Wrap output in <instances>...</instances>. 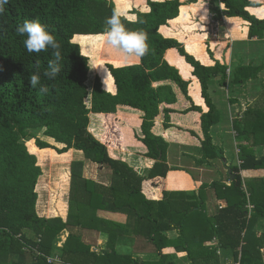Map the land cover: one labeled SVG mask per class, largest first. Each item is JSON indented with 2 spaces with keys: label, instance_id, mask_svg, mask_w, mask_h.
Returning a JSON list of instances; mask_svg holds the SVG:
<instances>
[{
  "label": "trees",
  "instance_id": "obj_1",
  "mask_svg": "<svg viewBox=\"0 0 264 264\" xmlns=\"http://www.w3.org/2000/svg\"><path fill=\"white\" fill-rule=\"evenodd\" d=\"M196 1L146 0L145 9L131 10L142 23L127 19L124 23L130 30L147 33L150 52L138 63L105 64L113 79L114 93L103 87L97 74L89 88V58L74 41L76 35H103L106 18L117 11L112 0H9L4 5L0 13V264H55L48 261L55 257L59 264H177L175 253L166 251L172 249L185 252L190 264H219V247L232 249L233 261L240 249L243 264H263L260 248L264 246V231L258 234L255 228L259 220H264V174L244 180L243 175L264 171V153H257L264 149V85L232 118L238 163H228L218 133L211 132L221 119V111L208 89L212 80L219 77V85L230 90V104L240 105L239 95L233 92L235 86L257 79L264 70V62L238 65L228 74L226 64L214 60L213 64L204 65L178 40L159 32L161 25L178 15L183 3ZM218 3L223 8L212 9L214 18L239 17L248 23V39H264V19L250 12L251 8L262 6V2ZM26 20L45 25L61 45V71L55 79L43 76L54 58L53 50L29 53L24 45L26 37L17 33V27ZM170 48H175L192 67L206 107L204 111L192 102L179 111L199 113L202 136L185 130L198 142L201 157L197 163L212 165L211 160L224 159L234 178L226 173V181L204 182L196 191L163 189L160 197L159 190L156 196L149 190L177 168L167 164L168 142L152 130L155 118L161 113L164 127L172 126L170 113L177 111L171 107L176 102L175 87L190 99L189 81L164 57ZM207 53L212 56L208 47ZM37 71L41 85L33 88L30 75ZM105 80L106 85L109 79ZM41 86H47L48 91L42 93ZM120 105L142 112L136 138L144 147L140 154L153 159L144 174L125 159L109 154V147L122 144L116 118ZM90 114L105 116L102 141L89 129ZM28 139L39 149L52 148L59 154L74 149L84 155L82 160L70 163L65 220L60 216H39L36 211L37 191L42 194V169L36 155L27 148ZM89 161L110 171L108 184L85 175ZM58 177L61 196L68 186V175L61 172ZM207 189L224 201L212 216L206 213ZM61 203L57 199L58 209ZM99 210L123 216L125 221L100 217L95 214ZM173 228L178 235L168 238L164 231ZM64 231L67 236L58 246L56 240ZM86 231L107 234L101 250L85 239ZM212 239L216 244L204 245ZM116 245L132 250L118 251ZM149 250L158 254L157 260L134 256Z\"/></svg>",
  "mask_w": 264,
  "mask_h": 264
},
{
  "label": "crops",
  "instance_id": "obj_2",
  "mask_svg": "<svg viewBox=\"0 0 264 264\" xmlns=\"http://www.w3.org/2000/svg\"><path fill=\"white\" fill-rule=\"evenodd\" d=\"M132 1H135L134 6L130 4V6L125 9L126 11L117 4L116 10L126 17H135V15L131 13L133 8H146V0ZM255 1L262 2L263 5L257 8H251L250 12L254 13L257 17H260L261 15H264V0ZM213 8L222 9L223 6L221 3H218V0H197L196 2L183 3L179 7L178 15L175 18L169 20L166 25H161L159 27V32L164 37H172L178 40L183 44L185 50L189 54L193 55L204 65H211L214 63V60H218L220 63L226 64L228 66V74L238 65L262 64L264 62V39H248V23L239 17L227 16L224 17V23L218 28V34L215 35L213 25L209 19ZM76 37H80L81 39L88 41L86 39H99V37H103V35H76L74 38ZM79 46L81 48V44H79ZM207 47L211 50L212 56L207 53ZM85 55L88 54L85 53ZM164 57L170 65H173L178 69L183 79L189 81L188 95L190 99H187L182 94V92H180L175 87L176 102L171 105V107L177 111L170 113V124L172 126L169 128L164 127L163 116L161 113L155 118V123L152 130L155 134L161 135L168 142V148L166 152L167 164L170 167L177 169L170 170L167 173L165 179L161 180L160 182L156 181L158 183L155 185V188L149 190L153 196L158 195V190L160 196V192L163 189L170 191L189 192L196 191L199 185L204 182L210 183L216 179L226 181L225 175L227 173V167H229L227 166V161L224 163L223 160L219 159L211 160L212 165H199L197 163V159L201 157L198 142L185 130H193L196 134H200V124L198 123L199 113L196 111L180 113L179 111L189 107L192 102L194 105L201 106L204 111L206 110L203 98L201 96L199 83L197 78L192 75V67L175 48L167 49ZM138 62L139 59L133 57L128 61L119 62V64H111L114 66H121ZM96 67L98 72L97 75L101 76L107 74L108 71L106 70L105 66L101 67L100 65H96ZM108 77L110 85H103V87L111 93H114L115 86L109 72ZM100 78L102 80V76ZM219 82V77L213 79L209 84L208 89L213 102L221 111V119L216 125L212 127L211 132L213 135L218 133L221 144L225 149V157L228 160V163H232V150L226 147V141L227 143H229V141L224 140L223 138L225 130L228 129V126L227 124H225V128L224 126H221L222 121L224 123V119L226 117L224 114V103L221 102V98L224 99L225 97L228 100L230 90H228L226 87H221ZM263 85L264 70L259 72L257 79L249 80L242 85L235 86L233 92L235 95H239L240 100L242 97H248L249 95L255 96L257 92L252 91H256L258 89L259 92ZM253 87L256 88L253 90ZM223 91H227L225 92L226 96L223 94ZM215 97H218L219 100L216 101ZM227 103L229 107V113H231V119H228L230 122L232 121V118L235 116V114L240 112L239 108L242 107L243 103L241 100L240 105L230 104L229 100ZM229 113H227L228 117ZM222 114L224 118L222 117ZM141 115L142 112L137 109H133L124 105L118 106L116 118L117 124L122 132V144L120 147H109L108 151L111 157L125 159L129 165L139 170L141 173L143 172L144 174L145 171L153 164V159L140 154L144 151V147L137 140L136 134L139 133V125L142 120ZM104 122L105 116L103 114L89 115V129L94 123L95 131H92V134L101 141L105 134ZM135 150H137L138 153H134ZM70 153H75L78 156V160L83 159L82 152L74 149H70L62 154L68 155ZM85 175L104 184H108L110 181V176L103 170V168H98L97 165L91 162H87L85 164ZM67 187L69 188V180ZM206 193V213L208 216H212L219 212V209L224 205V201L217 199L212 189H207ZM95 214L115 221H125L123 216L107 211L99 210L95 212ZM65 215L60 217L65 220ZM255 229L258 234L264 231L263 219L258 221ZM85 233V239L92 242V244H95L98 247L97 249L101 250L104 245V241L106 240L105 238H101V236L107 237V234H97L93 232V234L90 233L87 235L89 231H86ZM164 233H166L168 238H174L178 235V230L174 228L168 230L166 229ZM63 234H65V236L58 246H61L64 242L67 236V231H64ZM214 241V239L209 240L205 242L204 245L210 246L215 243ZM116 249L118 251L132 250L131 247H124L120 245H116ZM166 251L175 253V262L177 264H190V261L186 258L185 252L176 251L175 249ZM141 254H143V256H141ZM141 254L135 253L134 255H138L144 257L143 259L149 260H157L159 257L158 254L151 252L150 250ZM217 255L219 258V264H231L233 261L232 249L219 247L217 249ZM260 255L262 258V263L264 264V246L260 248Z\"/></svg>",
  "mask_w": 264,
  "mask_h": 264
},
{
  "label": "rangeland",
  "instance_id": "obj_3",
  "mask_svg": "<svg viewBox=\"0 0 264 264\" xmlns=\"http://www.w3.org/2000/svg\"><path fill=\"white\" fill-rule=\"evenodd\" d=\"M116 4L120 7H122V9H126L130 6V4L132 6H134L135 1L132 0H112ZM142 2V1H141ZM117 8V7H116ZM129 10V9H127ZM126 11V10H125ZM88 41H85L84 39H81L80 37H76L74 38L75 42H78L79 44H81V48H82V52L85 54L87 53L88 58H89V62L91 65V69H90V73H89V80H88V85L89 88L92 87V83H93V79L95 77L96 74H98L97 70H96V65H100L105 66L106 63H114V64H119V62H125V60L123 59V53L117 51L116 49L111 48L110 46H107L104 44L102 37H99V39H86ZM123 60V61H121ZM107 70V68H106ZM108 71V70H107ZM102 76V84L104 86L106 85H110L109 82H107V84L105 85L104 81L105 78L109 79L108 77V72L107 74L101 75ZM100 76V77H101ZM104 79V80H103ZM109 81V80H108ZM200 87V85H199ZM256 87H253V90ZM226 96L227 91H223ZM252 92H258V89L256 91H252ZM216 93V92H214ZM215 95V94H214ZM255 96L254 95H249L248 97H242V99H240L243 103L242 107L239 108V110L241 111L246 104H248V102L253 99ZM216 101L219 100L218 97H215ZM227 99L224 97V99L221 98V102L224 103V114L226 115L225 117V122L221 123V126H224V128L226 127L225 124H227L228 129L225 130L224 133V140H228L229 143H227L226 141V147L229 148L230 150L233 151L234 149V153L232 154L233 158H231L233 160L234 163H238L239 159L237 158V152L235 151V147H234V134L235 132L233 131L232 127H231V121L229 122L228 119H231V113H229V107H228V103H227ZM88 102V100H87ZM227 113H229V117L227 115ZM222 117L224 118L223 114ZM94 123L91 125V132L95 131L94 130ZM200 132V131H199ZM200 136H202V133L200 132L199 134ZM25 143L27 145L28 150L36 155L37 158V164L41 167L42 169V174H41V178H40V190L41 193L40 194L37 189V193H38V199L36 202V211L38 213L39 216H43V217H53V216H63L66 218L67 217V213H68V209H69V204H68V199H67V191H68V187H66L64 194H61V196L59 195V191H58V185H59V174L61 172L65 173L66 175H68V180H69V169H70V163L73 160H78V156L75 153H70V154H59L57 153L54 149L52 148H46V149H39L35 146L34 142L32 139H28L25 140ZM115 148V147H114ZM40 151V152H39ZM134 153H138L137 150L134 151ZM258 156H260L262 153H264V149L261 152H257ZM229 155V154H228ZM84 155H82L83 157ZM62 157V158H61ZM81 157V155H80ZM79 157V158H80ZM64 161V162H63ZM90 162V161H89ZM63 163V164H61ZM103 170L110 175V171L107 168H103ZM264 174V171L259 170L256 171L253 174H249V175H243V180L247 179V177L249 176H259ZM58 177V178H57ZM97 177V176H95ZM99 178V177H98ZM39 180V178H38ZM37 180V182H38ZM68 180H67V185H68ZM43 195L44 198L41 196ZM58 201L62 202L60 208L58 209L56 203H57V199ZM61 197V198H60ZM39 200V202H38ZM41 209V211H40ZM103 217V216H100ZM90 232L87 234L89 235ZM65 234L60 235V237L57 238L56 240V244L59 245L63 238H64ZM101 238H105L104 236H101ZM104 239V240H105ZM63 244V243H62ZM95 246V245H94ZM95 248L97 249L98 247L95 246ZM98 251L100 249H97ZM135 257H138V255H134ZM141 256H143V254H141ZM144 258V257H142ZM60 262H56L55 264H59Z\"/></svg>",
  "mask_w": 264,
  "mask_h": 264
},
{
  "label": "clouds",
  "instance_id": "obj_4",
  "mask_svg": "<svg viewBox=\"0 0 264 264\" xmlns=\"http://www.w3.org/2000/svg\"><path fill=\"white\" fill-rule=\"evenodd\" d=\"M9 0H0V13L4 11V5ZM163 3L164 0H159ZM264 19V15H261ZM124 19L131 23H142L139 17H122L118 11H113L112 15L105 20V31L103 33V42L105 45L123 53V59L128 61L133 57L142 59L150 52L148 43V35L146 32L138 30H130L126 27ZM17 33L25 36L24 45L29 53L47 52L49 48L53 50V59L48 63V69L44 71L43 76L48 79H55L61 71L60 61L63 59L61 55V45L56 40L55 36L47 31L45 25L37 20H26L23 25L17 27ZM39 68V64H37ZM30 84L33 88L41 85V75L37 71L30 75ZM40 91L46 93L47 86H41Z\"/></svg>",
  "mask_w": 264,
  "mask_h": 264
},
{
  "label": "built area",
  "instance_id": "obj_5",
  "mask_svg": "<svg viewBox=\"0 0 264 264\" xmlns=\"http://www.w3.org/2000/svg\"><path fill=\"white\" fill-rule=\"evenodd\" d=\"M209 19H210L211 24L213 25L214 33H215V35H217L218 34V30H219L218 28L220 27L221 24L224 23V17L217 19V18H214L212 14H210ZM248 207H249V210H250L251 206L249 205ZM48 261L54 262V263L60 262V260L57 257L52 258V259L48 258ZM232 264H243L241 262V250L240 249L238 250L237 259L234 260Z\"/></svg>",
  "mask_w": 264,
  "mask_h": 264
},
{
  "label": "water",
  "instance_id": "obj_6",
  "mask_svg": "<svg viewBox=\"0 0 264 264\" xmlns=\"http://www.w3.org/2000/svg\"><path fill=\"white\" fill-rule=\"evenodd\" d=\"M223 162L225 163V160L223 159ZM227 173H228V175H230L231 176V179L232 178H234V174L232 173V171H231V168L230 167H227Z\"/></svg>",
  "mask_w": 264,
  "mask_h": 264
}]
</instances>
